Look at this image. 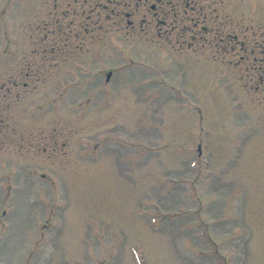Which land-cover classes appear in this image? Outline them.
Listing matches in <instances>:
<instances>
[{
  "label": "rangeland",
  "instance_id": "1",
  "mask_svg": "<svg viewBox=\"0 0 264 264\" xmlns=\"http://www.w3.org/2000/svg\"><path fill=\"white\" fill-rule=\"evenodd\" d=\"M0 264H264V0H0Z\"/></svg>",
  "mask_w": 264,
  "mask_h": 264
}]
</instances>
